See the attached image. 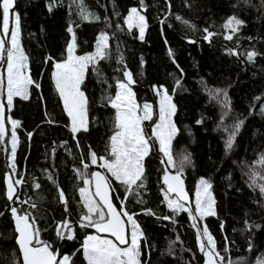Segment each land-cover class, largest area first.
<instances>
[{
	"label": "trees",
	"instance_id": "16d2710c",
	"mask_svg": "<svg viewBox=\"0 0 264 264\" xmlns=\"http://www.w3.org/2000/svg\"><path fill=\"white\" fill-rule=\"evenodd\" d=\"M82 2L90 13L87 20L80 14L81 0H14L29 73L40 87L30 85L29 98L14 97L8 110L19 122L15 173L9 157V123L0 141V264H23L12 203L35 218L40 239L60 257L67 255L70 264H88L82 245L95 230L80 227L87 211L79 192L84 185L80 173L91 178L100 169L90 163V152L98 158L112 157L116 110L107 98L115 96L125 71L133 76L139 104L155 99L157 84L167 89L176 105L177 132L171 144L176 167L159 151L150 128L152 119L144 122L150 138V152L143 160L144 187L137 190L139 194H129L125 185L113 179L114 201L120 206L123 200L144 233L142 264H206L198 244L202 224L193 227L188 212H173L164 198L165 172H176L185 156L182 175L190 193L198 177L212 185L216 215L206 216L203 223L223 257L222 261L216 257V264H260L264 260V194L259 186L264 185V166L257 162L264 155V0ZM134 5L146 19L143 40L137 28L129 29L125 21ZM233 17L242 21L235 32L227 26ZM69 27L75 33L78 54L94 49L100 31L109 35L107 58L95 65L99 74L90 65L81 86L88 98L89 130L76 134L52 75L54 64L67 57ZM209 32L213 35L206 39ZM229 35L231 40L226 39ZM252 52L256 55L250 61ZM239 121L244 123L228 149L226 142ZM8 172L14 180H23L13 201L6 195ZM61 190L67 204L60 199ZM65 220L74 233L72 240L57 235V226Z\"/></svg>",
	"mask_w": 264,
	"mask_h": 264
},
{
	"label": "snow or ice",
	"instance_id": "6c2138e0",
	"mask_svg": "<svg viewBox=\"0 0 264 264\" xmlns=\"http://www.w3.org/2000/svg\"><path fill=\"white\" fill-rule=\"evenodd\" d=\"M143 4V0H141ZM53 5H49V11L52 10ZM81 16L87 20L90 13L83 6L81 0L80 4ZM14 0H0V59L6 55L7 58V107L11 109L14 97H21L25 100L29 98V86L35 85L39 88L40 85L32 80L31 76L26 74L28 57L20 44V28L21 17L18 13L13 11ZM179 19V17H178ZM10 20L12 27L10 29ZM126 23L128 28L137 27L139 29V38L144 39L145 29L147 27L146 20L140 14L137 8H132L127 17ZM242 21L232 18L228 21V27L232 32L238 30ZM207 31V30H205ZM68 32L72 33L71 43L67 46V59L64 62H57L54 64V72L52 73L56 89L63 100L64 108L67 115L71 118V131L76 134L80 131L87 132L89 130L88 118V98L85 92L81 90L84 83L85 73L88 67L93 66V70L99 74V69L95 67L100 60L107 58L108 37L102 34L96 46V51L90 55L76 56L74 55L76 49V36L73 28L69 27ZM10 33V46L7 37ZM212 33H208L205 37L210 39ZM226 39L231 40L229 35ZM256 53L248 54V59L253 60ZM49 60L52 58L49 57ZM124 80H118L116 87L118 91L114 97H108V103L115 109L114 127L115 133L110 137V149L112 159L99 157L102 161L100 167L107 169L111 176L122 185L126 186V192L132 194L138 193V189L143 188L144 165L143 160L150 152L149 137L144 132V121H151L153 117V106L144 103L139 105L135 98V93L132 90V85L135 84L133 76L130 72H124ZM3 80H0V85ZM179 85V81H177ZM157 95L160 96L159 104V122L155 124L152 129V136L159 142V151L167 158L170 166L176 167L173 156L171 154V143L176 135V125L173 123V116L176 112V105L172 103V97L169 95L167 89H157ZM226 95V93H225ZM5 106L0 103V141H3L6 135L5 128ZM243 121H239L234 125V132L226 142L228 149H231L235 133L238 132L243 125ZM11 156H12V170L15 173L16 165V151L18 138L16 128L19 122L11 121ZM31 135V134H29ZM90 160L93 165L97 164L98 157L96 152H90ZM185 156L181 161V166L177 169L174 175L165 172L163 183L167 186L164 198L167 201V206L173 212L179 213L186 211L192 218L193 227H197V218L203 219L206 216H215L214 199L212 197L211 183L206 179L199 181V187L196 191L195 214L192 210L186 208L181 201H187V193L184 191L183 180L181 178L183 172V163L187 161ZM163 163V161H162ZM264 166V155L257 162ZM88 164H84L87 169ZM81 178L84 179V184L91 186L95 184V192L90 191V187H82L79 189L80 196L83 199L86 213L81 216L80 227H93L97 232L110 233L115 240L113 242L108 239H101L95 235H89L83 242L82 248L88 264H142L141 241L144 233L140 230L134 216L127 211H118L112 203L110 197L111 184L105 175L99 172L92 173V179H86L85 173H80ZM23 180H13L12 176L7 177V198L13 200L15 195V185H20ZM255 183V181H253ZM40 185L37 184L36 188ZM260 191L264 194V185H260ZM170 193H176V199L169 197ZM94 197H99L97 202ZM60 199L67 204V199L63 190L60 191ZM24 203H28L25 201ZM32 207H36L35 204ZM67 211V208L65 209ZM107 210V211H105ZM12 216L15 218L16 231L18 232L17 243L19 250L22 253L23 264H70V259L67 255L62 259L57 260V252L52 249L51 245L40 239V229L37 228L36 220L30 213L20 215L16 208L11 209ZM148 214H152L149 211ZM123 217L127 218V222L131 224L130 239L126 230L125 221ZM94 217H98L94 219ZM169 219V217H163ZM65 231L67 235L65 236ZM57 235L61 239L72 240L74 233L71 229L70 222L65 220L57 226ZM198 236H201L200 251L207 257L206 264H216V257L222 261L223 257L216 251V244L213 236L209 233L207 226H204L202 232L198 231ZM206 238L207 244L204 239ZM120 245H127L121 247ZM15 264V261H13ZM264 264V260L260 262Z\"/></svg>",
	"mask_w": 264,
	"mask_h": 264
},
{
	"label": "rangeland",
	"instance_id": "374dc122",
	"mask_svg": "<svg viewBox=\"0 0 264 264\" xmlns=\"http://www.w3.org/2000/svg\"><path fill=\"white\" fill-rule=\"evenodd\" d=\"M132 8H137L138 9V11L140 12V14L141 15H143L144 16V14H143V12L141 11V9L138 7V6H136V5H134V6H132V7H130V9H129V11H128V13H127V15H126V18H125V21H127V17H128V15H129V12L131 11V9ZM13 11L15 12V13H18L17 12V10L16 9H13ZM145 17V16H144ZM146 20V19H145ZM127 24V23H126ZM128 25V24H127ZM11 27H12V23H11V20H10V29H11ZM137 28V27H136ZM137 30H138V33H139V29L137 28ZM102 34H104V35H107V37H108V41H109V35H108V33H107V31H100L99 32V34H98V36H97V40H96V42H95V46H94V49L93 50H91V51H88V52H86V53H83V54H78V53H74V55H76V56H84V55H90V54H93V53H95V51H96V46H97V43H98V41H99V38H100V36L102 35ZM0 38H3L2 36H0ZM71 38H72V34H71ZM71 38L69 39V41H68V43H67V46H68V44L69 43H71ZM10 39H11V36H10V33H9V35H8V37H7V40H8V44L6 45V47H9L10 46ZM20 44H21V47L23 48V50H24V52H25V49H24V47H23V43H22V39H21V31H20ZM25 55H26V52H25ZM27 56V55H26ZM66 59H67V57H66ZM65 59V60H66ZM65 60H63V61H61V62H64ZM57 63V62H56ZM27 64H28V62H27ZM3 66V67H2ZM1 67H2V69H1ZM55 70V69H54ZM26 74H28V75H30V73H29V68H28V66H27V69H26ZM2 77H3V84L2 85H0V90H1V86L3 87V89L1 90L2 91V93H3V100H4V102L6 103V106H7V58H6V55H5V57L3 58V59H0V80L2 79ZM125 78H123V79H120V80H124ZM157 89H161V90H163V89H166L163 85H157V84H155L154 85V91H155V94H156V97H155V99L153 100V101H147V102H145V103H148V104H151L152 106H153V117H152V119H153V121H152V123H150V128H151V130L155 127V124L156 123H158L159 122V104H160V96L159 95H157ZM82 90V89H81ZM132 90H133V88H132ZM83 91V90H82ZM117 91H118V89H117ZM133 92H134V90H133ZM169 93V92H168ZM169 95H171L170 93H169ZM171 97H172V95H171ZM136 98V97H135ZM14 99V98H13ZM137 101V100H136ZM62 102H63V100H62ZM138 103V102H137ZM172 103L174 104V102H173V99H172ZM139 104V103H138ZM144 104V103H143ZM143 104H139V105H141V106H143ZM8 108V107H7ZM8 110H9V108H8ZM66 111V110H65ZM69 119H70V127H71V118L69 117ZM173 119V123L175 124V122H174V118H172ZM12 120H15L9 113H8V115H7V122L9 123V130H10V134H9V142H10V144H11V131H12V125H11V121ZM145 122V121H144ZM143 127H144V132H145V125L143 124ZM159 143V142H158ZM172 144V143H171ZM9 157H10V160H11V162H12V156H11V150H10V152H9ZM105 158V157H104ZM113 157H110V158H106V159H112ZM91 163V162H90ZM102 163V161L98 158V161H97V164L96 165H98L99 167H100V164ZM100 170H102L107 176H108V178H109V180H110V182H111V184H112V187H113V189L115 190V187H114V185H113V179H115V178H113L112 176H111V173H109L108 171H107V169H105V168H103V167H100ZM172 172H175V171H172ZM203 177H198L197 178V180H196V182H195V185H194V188H193V193H192V204L191 205H189L186 201H181V203H183L184 205H185V207L186 208H189L190 210H192V212H193V214H195V201H196V191H197V189H198V187H199V181L202 179ZM16 179H18V178H16ZM86 179H91L89 176H87L86 177ZM204 179V178H203ZM82 187H90V191L92 192V193H94L93 192V188H92V185L91 186H89V185H83ZM81 187V188H82ZM165 191H166V188H165ZM165 191H164V195H165ZM209 191L211 192V194H212V197H213V199H214V201H215V198H214V194H213V191H212V189H209ZM169 197L171 198V199H176V196L174 195V194H169ZM94 199L97 201V202H99V200L96 198V197H94ZM120 201V203H121V205H123V200L122 199H120L119 200ZM214 205H215V203H214ZM214 205H213V207H214ZM122 210L123 211H126L125 210V208H123L122 207ZM215 210V209H214ZM129 214H131V213H129ZM189 214V213H188ZM133 215V214H132ZM190 216V215H189ZM96 218H98V217H94V219H96ZM190 218H191V216H190ZM205 218V217H204ZM204 218L203 219H200L199 217L197 218V227L199 228V225H198V223L200 222L202 225H201V228L200 229H198V231L199 232H202V229H203V227L205 226L204 225ZM191 220H192V218H191ZM193 222V221H192ZM138 224V223H137ZM141 230V229H140ZM130 233H131V224L129 223V236H130ZM89 235H95V236H98V237H100L101 239H108V240H112L113 242H116L115 241V239L113 238V237H111V236H107V235H101V234H99L98 232H92V233H89L86 237H85V239L89 236ZM85 239H84V241H85ZM201 239H202V237L201 236H198V244H199V247H200V241H201ZM204 242H205V244H207V241H206V238L204 239ZM117 243V242H116ZM121 246V245H120ZM127 246V245H126ZM126 246H121V247H126ZM63 256H65V255H62L60 258H59V260L60 259H62L63 258ZM207 260V259H206Z\"/></svg>",
	"mask_w": 264,
	"mask_h": 264
},
{
	"label": "water",
	"instance_id": "95a60500",
	"mask_svg": "<svg viewBox=\"0 0 264 264\" xmlns=\"http://www.w3.org/2000/svg\"><path fill=\"white\" fill-rule=\"evenodd\" d=\"M1 80H2V79H1ZM1 90H2V86H1ZM1 90H0V103H3L4 106H5L4 115H5V128H6V132H7V129H8V122H7L8 108H7V106H6V103H5L4 100H3V93H2ZM95 172H99V173H101L102 175H105V176L108 178V176H107L102 170H100V169L95 170L93 173H95ZM175 173H176V172H172V173H170V174L174 175ZM8 176H11V174H10L9 172L6 174V180H5V183H6V192H7V177H8ZM181 178H182V180H183L184 191L187 193V197H188V199H187L186 202H188V204L191 205V204H192V194H191L190 191H189V188H188L187 182H186V180H185V178H184L183 175H181ZM91 179H92V175H91ZM13 180H14V179H13ZM108 180H109V178H108ZM109 183L111 184L110 180H109ZM92 188H93V192H95V184H94V181H93V184H92ZM165 188H166V190H167V186H165ZM15 189H16V191H15V195H14L13 200L17 199V191H18L17 185H15ZM113 193H114V189H113L112 184H111L110 197H111V199H112V203H113L114 207H116V209H117L118 211H123V210H122V207L124 208V205H121V203H120V206H118V205L116 204V202L114 201V198H113ZM171 194H174V195L176 196V193H171ZM96 198L99 200V197H96ZM13 200H11V201H13ZM12 208H16V209L18 210L17 206L14 205L13 203H12L11 209H12ZM105 211H107V210H105ZM18 213H19L20 215H23V214H25V213H27V212H20V211L18 210ZM12 218H13V220H14V224H15V228H16L15 218H14L13 216H12ZM122 219L125 221V224H126V230H127V232H128V235H129V223L127 222V218L122 216ZM93 229L97 232V230H96L95 228H93ZM98 233L101 234V235H107V236H111V237H113L110 233H105V232H98ZM18 235H19V234H18V232H17V239H18ZM113 238L115 239V237H113ZM129 239H130V236H129ZM115 241H116V240H115ZM116 242H117V241H116ZM117 243H118V242H117ZM121 246H126V245H121ZM52 249H53V248H52ZM20 253H21V252H20ZM57 254H58V253H57ZM21 257H22V253H21ZM59 258H60V256L57 255V260H59ZM22 261H23V257H22Z\"/></svg>",
	"mask_w": 264,
	"mask_h": 264
},
{
	"label": "bare ground",
	"instance_id": "6f19581e",
	"mask_svg": "<svg viewBox=\"0 0 264 264\" xmlns=\"http://www.w3.org/2000/svg\"><path fill=\"white\" fill-rule=\"evenodd\" d=\"M177 240V239H176Z\"/></svg>",
	"mask_w": 264,
	"mask_h": 264
},
{
	"label": "crops",
	"instance_id": "0c3cea01",
	"mask_svg": "<svg viewBox=\"0 0 264 264\" xmlns=\"http://www.w3.org/2000/svg\"><path fill=\"white\" fill-rule=\"evenodd\" d=\"M97 170V169H96Z\"/></svg>",
	"mask_w": 264,
	"mask_h": 264
}]
</instances>
